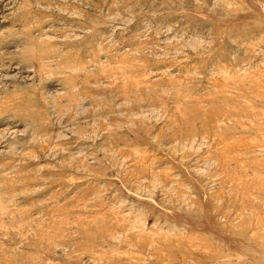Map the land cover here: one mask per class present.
Returning a JSON list of instances; mask_svg holds the SVG:
<instances>
[{
  "label": "rangeland",
  "instance_id": "rangeland-1",
  "mask_svg": "<svg viewBox=\"0 0 264 264\" xmlns=\"http://www.w3.org/2000/svg\"><path fill=\"white\" fill-rule=\"evenodd\" d=\"M0 264H264V0H0Z\"/></svg>",
  "mask_w": 264,
  "mask_h": 264
}]
</instances>
